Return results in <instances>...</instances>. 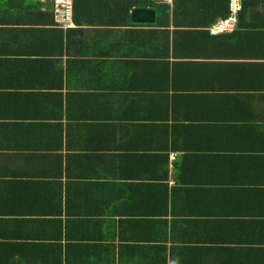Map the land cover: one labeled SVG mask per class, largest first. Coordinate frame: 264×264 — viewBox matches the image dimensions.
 I'll return each instance as SVG.
<instances>
[{"label":"crops","instance_id":"crops-1","mask_svg":"<svg viewBox=\"0 0 264 264\" xmlns=\"http://www.w3.org/2000/svg\"><path fill=\"white\" fill-rule=\"evenodd\" d=\"M45 1L0 0V264H264V0Z\"/></svg>","mask_w":264,"mask_h":264},{"label":"trees","instance_id":"trees-1","mask_svg":"<svg viewBox=\"0 0 264 264\" xmlns=\"http://www.w3.org/2000/svg\"><path fill=\"white\" fill-rule=\"evenodd\" d=\"M4 2L6 0H3ZM32 1V0H31ZM91 2H94L93 0H90ZM89 0H72V7L75 8L77 5H83V4H88ZM195 4L198 5H226V8L224 9V13L220 14L219 16L221 18H224L228 16L229 10H228V0H223V1H216V0H195ZM5 4V3H4ZM45 5H52V0H46L44 2ZM116 5H163V4H156L153 0H145V1H132V0H119L115 2ZM172 5H193V3L189 2H184L183 0H173ZM113 261V256H111L110 259V264Z\"/></svg>","mask_w":264,"mask_h":264},{"label":"built area","instance_id":"built-area-1","mask_svg":"<svg viewBox=\"0 0 264 264\" xmlns=\"http://www.w3.org/2000/svg\"><path fill=\"white\" fill-rule=\"evenodd\" d=\"M157 2L170 4L171 0H155ZM53 5V14L56 24L58 26L66 27L70 24L71 21V5L72 0H52ZM229 26V23L225 20L220 24L212 27L211 32H215L216 30L224 29Z\"/></svg>","mask_w":264,"mask_h":264},{"label":"water","instance_id":"water-1","mask_svg":"<svg viewBox=\"0 0 264 264\" xmlns=\"http://www.w3.org/2000/svg\"><path fill=\"white\" fill-rule=\"evenodd\" d=\"M133 18L144 22H152L154 20V10L152 9H137L133 11Z\"/></svg>","mask_w":264,"mask_h":264},{"label":"clouds","instance_id":"clouds-1","mask_svg":"<svg viewBox=\"0 0 264 264\" xmlns=\"http://www.w3.org/2000/svg\"><path fill=\"white\" fill-rule=\"evenodd\" d=\"M52 11H53V5H52ZM54 15V14H53Z\"/></svg>","mask_w":264,"mask_h":264}]
</instances>
